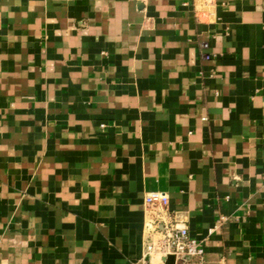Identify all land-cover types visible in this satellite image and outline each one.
I'll list each match as a JSON object with an SVG mask.
<instances>
[{
    "label": "crops",
    "instance_id": "1",
    "mask_svg": "<svg viewBox=\"0 0 264 264\" xmlns=\"http://www.w3.org/2000/svg\"><path fill=\"white\" fill-rule=\"evenodd\" d=\"M206 1L0 0V264H161L155 191L264 264V0Z\"/></svg>",
    "mask_w": 264,
    "mask_h": 264
},
{
    "label": "built area",
    "instance_id": "2",
    "mask_svg": "<svg viewBox=\"0 0 264 264\" xmlns=\"http://www.w3.org/2000/svg\"><path fill=\"white\" fill-rule=\"evenodd\" d=\"M208 3V1L203 0L205 6ZM197 5L194 6L195 17L200 21V10L197 9L199 6ZM200 48L203 51V58L210 60L211 55L207 53L208 43H202ZM144 203L147 207L155 210V216L148 221L145 227L147 240L150 241L145 248L147 258L159 256L163 259L168 255H172L175 257V264H178L179 261H181L180 264H208L205 260V252L201 242L190 238L186 227H178V225L168 221V196L165 193L150 192L145 195ZM223 220L224 217H220L217 226ZM155 236H158L157 240H153ZM161 264H163L162 260Z\"/></svg>",
    "mask_w": 264,
    "mask_h": 264
},
{
    "label": "water",
    "instance_id": "3",
    "mask_svg": "<svg viewBox=\"0 0 264 264\" xmlns=\"http://www.w3.org/2000/svg\"><path fill=\"white\" fill-rule=\"evenodd\" d=\"M163 264H175V257L172 255H168L162 259ZM181 261L178 262L180 264Z\"/></svg>",
    "mask_w": 264,
    "mask_h": 264
}]
</instances>
